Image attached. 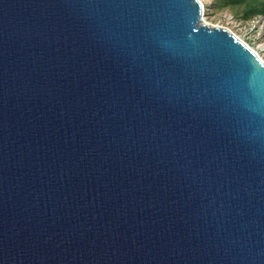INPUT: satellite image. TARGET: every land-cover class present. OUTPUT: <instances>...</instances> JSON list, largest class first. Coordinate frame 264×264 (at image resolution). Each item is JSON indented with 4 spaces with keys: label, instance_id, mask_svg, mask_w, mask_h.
<instances>
[{
    "label": "water",
    "instance_id": "water-1",
    "mask_svg": "<svg viewBox=\"0 0 264 264\" xmlns=\"http://www.w3.org/2000/svg\"><path fill=\"white\" fill-rule=\"evenodd\" d=\"M199 0H0V264H264V62Z\"/></svg>",
    "mask_w": 264,
    "mask_h": 264
},
{
    "label": "rangeland",
    "instance_id": "rangeland-1",
    "mask_svg": "<svg viewBox=\"0 0 264 264\" xmlns=\"http://www.w3.org/2000/svg\"><path fill=\"white\" fill-rule=\"evenodd\" d=\"M203 6L202 20L209 27L228 30L239 41L248 46L264 62V17L258 16L249 21L234 19L229 10L214 12L209 0H199Z\"/></svg>",
    "mask_w": 264,
    "mask_h": 264
},
{
    "label": "trees",
    "instance_id": "trees-1",
    "mask_svg": "<svg viewBox=\"0 0 264 264\" xmlns=\"http://www.w3.org/2000/svg\"><path fill=\"white\" fill-rule=\"evenodd\" d=\"M214 12L230 11L234 19L249 21L264 17V0H209Z\"/></svg>",
    "mask_w": 264,
    "mask_h": 264
}]
</instances>
